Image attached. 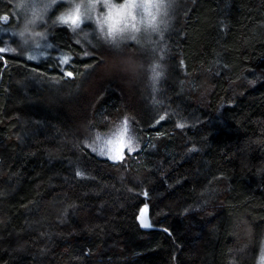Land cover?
<instances>
[{
  "label": "trees",
  "instance_id": "obj_1",
  "mask_svg": "<svg viewBox=\"0 0 264 264\" xmlns=\"http://www.w3.org/2000/svg\"><path fill=\"white\" fill-rule=\"evenodd\" d=\"M12 11L0 0V45ZM173 15L155 84L154 51L108 54L55 25L67 64L52 51L29 59L14 40L0 54V264H253L264 0H177ZM120 120L141 146L121 159L93 152Z\"/></svg>",
  "mask_w": 264,
  "mask_h": 264
},
{
  "label": "clouds",
  "instance_id": "obj_2",
  "mask_svg": "<svg viewBox=\"0 0 264 264\" xmlns=\"http://www.w3.org/2000/svg\"><path fill=\"white\" fill-rule=\"evenodd\" d=\"M17 20L12 35L28 54L49 40V27L65 29L77 43L92 47L102 45L117 52L126 45L152 50L158 60L146 71L151 84L154 69L159 72L164 59L165 34L172 26L177 0H9ZM62 5V6H60ZM60 6V7H58ZM161 74V73H160ZM125 124L122 125L124 131ZM125 147L135 148V136L127 126ZM108 138H106L107 140ZM229 264H237L230 258ZM253 264H264L261 241Z\"/></svg>",
  "mask_w": 264,
  "mask_h": 264
},
{
  "label": "rangeland",
  "instance_id": "obj_3",
  "mask_svg": "<svg viewBox=\"0 0 264 264\" xmlns=\"http://www.w3.org/2000/svg\"><path fill=\"white\" fill-rule=\"evenodd\" d=\"M12 15L14 17L13 24L10 25V26H7L6 28H8V29H5V30L2 31L4 33H9L10 36L7 37V38H5L6 42H4L2 45H0V48L5 49V51L0 52V54H5V52H13L14 51L11 40H14V46H15V51H16V43H17V41H16L15 37L12 35V30H13V26L16 23L17 17H16V14L14 13V11H12ZM4 22H6V21H4ZM49 32H50V29H49ZM89 46L92 47L91 45H89ZM127 46L128 45H126L124 48H128ZM55 47L56 46L54 45V43H52L50 40H48V41H46L43 44V46L41 48L31 50L30 53L25 54V55H26L27 58L32 57V56H35L36 59H33V60H37V59H39V58H41L43 56H46L48 53H50L52 51L53 53H56L57 54V56H58V58L60 60L65 55H67V56L70 57V55L67 52H65V51H60V50L53 51V50H55ZM99 48L106 49L105 52L108 53V54H111V53L112 54H116L114 52L115 50H111V49L106 48V47H104L102 45H98V49ZM92 49L96 50L97 49V46L96 47H92ZM136 49H138L137 51H139L140 53H143L144 52L146 55H150V52H148V51H152V50H147V49H140L138 47ZM117 58H118L117 56H114L113 58L111 57L110 60H109V65L114 64V61H118V60H116ZM158 59L153 60V62H152L151 65H153ZM125 61H126V64L127 65L130 64V63H132L131 57L129 58L128 56L125 58ZM125 121L126 120L117 121L116 123H114L110 127V129L107 132L109 134L107 136L108 139L105 140L104 142H102V146L101 147H96V143H94L93 145L90 144V147L92 148V151L93 152H96L98 154H101L100 153V149L103 148L105 150V153H106V155H104V156H111V157H113L115 155L121 156V154L122 155L123 154L125 155L126 152H129L128 149H127V147H125V137H123L122 142H118L119 141V134H120V132H122V125L125 124ZM127 126L130 127L131 132L135 136V143H136V145H139V147H140L141 144H142L141 141L143 142V140H141V141L139 140V138L137 137L134 129L132 128V126H131V124L129 122H127ZM108 141H111V143H107ZM97 145H100V144H97ZM139 147H135V150L138 149ZM114 158H112V159H114ZM262 241H264V236L262 238Z\"/></svg>",
  "mask_w": 264,
  "mask_h": 264
},
{
  "label": "snow or ice",
  "instance_id": "obj_4",
  "mask_svg": "<svg viewBox=\"0 0 264 264\" xmlns=\"http://www.w3.org/2000/svg\"><path fill=\"white\" fill-rule=\"evenodd\" d=\"M0 19H3L4 21H7L8 17L7 16H4V17H2ZM3 51H5V49L0 48V52H3ZM29 59H36V57L35 56H32V57H29ZM69 59H70V57L67 56V55H65V56H63L61 58V63L62 64H67L68 61H69ZM65 75L68 76V77H71L73 75V73L72 72H66ZM159 76H160V73L159 72H156L155 69H154V82H155V78H158ZM160 119L163 120L164 117L162 116V117H160ZM183 126L184 125H182V124H179L178 125V127H183ZM126 128H127V121H125L124 131L120 132V134H119V141L118 142H122L123 137H124V134H125V131H126ZM107 143H111V141H108ZM136 147H139V145H137ZM127 149H128L129 152L135 151V148H132V147H128ZM100 153L102 155L105 154V150L103 148L100 149ZM112 158H114V157H112ZM78 175H79V173H78ZM145 212H146V208H142L141 209V216H140L141 226L142 227H145V228H148V227H151V225L148 224L147 221H146Z\"/></svg>",
  "mask_w": 264,
  "mask_h": 264
},
{
  "label": "water",
  "instance_id": "obj_5",
  "mask_svg": "<svg viewBox=\"0 0 264 264\" xmlns=\"http://www.w3.org/2000/svg\"><path fill=\"white\" fill-rule=\"evenodd\" d=\"M123 157V155L121 154V156L118 158V159H121ZM145 218H146V221H147V216H146V212H145ZM148 223V222H147Z\"/></svg>",
  "mask_w": 264,
  "mask_h": 264
}]
</instances>
